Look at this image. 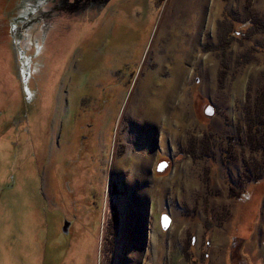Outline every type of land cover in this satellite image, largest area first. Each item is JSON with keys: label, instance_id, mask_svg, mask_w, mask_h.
<instances>
[{"label": "rangeland", "instance_id": "374dc122", "mask_svg": "<svg viewBox=\"0 0 264 264\" xmlns=\"http://www.w3.org/2000/svg\"><path fill=\"white\" fill-rule=\"evenodd\" d=\"M244 1L114 0L98 24L18 28L32 0H0V264H264L242 107L263 50L235 66L264 33L220 49Z\"/></svg>", "mask_w": 264, "mask_h": 264}, {"label": "trees", "instance_id": "16d2710c", "mask_svg": "<svg viewBox=\"0 0 264 264\" xmlns=\"http://www.w3.org/2000/svg\"><path fill=\"white\" fill-rule=\"evenodd\" d=\"M250 0H245L243 4V9L245 11V21L246 29H241L240 27H231L230 29L226 30L225 33V44L222 42L220 45V49L226 50L230 49V43H234L236 40V34L243 37V39H250L253 35H261L264 33V24L260 22L259 15H254L250 11ZM248 16V17H247ZM225 32V31H224ZM238 42V41H236ZM241 46V45H240ZM219 48V47H218ZM247 50V49H246ZM262 51L264 54V42L260 40H254L252 42L251 47L248 49L247 52H243L241 55L236 56L235 58V66H243L247 63H251V52H259ZM223 65V64H222ZM263 69L259 73L258 81L256 82V86L248 85L246 90V96L243 103V121L245 122V136H246V143L252 151H259L261 155V171L253 175V182L262 180L264 177V61H263ZM239 67V66H238ZM227 67H222V72L220 76L217 77V85L222 87L224 84V77L227 74ZM235 75V74H234ZM232 79V78H231ZM247 168V167H246ZM250 178V175H249Z\"/></svg>", "mask_w": 264, "mask_h": 264}, {"label": "flooded vegetation", "instance_id": "af4514ba", "mask_svg": "<svg viewBox=\"0 0 264 264\" xmlns=\"http://www.w3.org/2000/svg\"><path fill=\"white\" fill-rule=\"evenodd\" d=\"M114 0H32L26 11H20L14 7V12H19L17 18L12 16L10 25L29 27L36 23L37 26L42 24H53L55 20L60 25L65 26L68 23H91L100 22L101 18L106 15V11L111 8ZM17 28V29H18Z\"/></svg>", "mask_w": 264, "mask_h": 264}, {"label": "water", "instance_id": "95a60500", "mask_svg": "<svg viewBox=\"0 0 264 264\" xmlns=\"http://www.w3.org/2000/svg\"><path fill=\"white\" fill-rule=\"evenodd\" d=\"M205 115L213 116L214 115V108L211 105H208L204 110ZM164 220V219H163Z\"/></svg>", "mask_w": 264, "mask_h": 264}, {"label": "bare ground", "instance_id": "6f19581e", "mask_svg": "<svg viewBox=\"0 0 264 264\" xmlns=\"http://www.w3.org/2000/svg\"><path fill=\"white\" fill-rule=\"evenodd\" d=\"M109 228V227H108Z\"/></svg>", "mask_w": 264, "mask_h": 264}]
</instances>
